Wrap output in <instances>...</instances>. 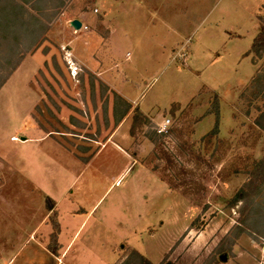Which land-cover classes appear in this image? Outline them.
<instances>
[{
  "label": "rangeland",
  "instance_id": "374dc122",
  "mask_svg": "<svg viewBox=\"0 0 264 264\" xmlns=\"http://www.w3.org/2000/svg\"><path fill=\"white\" fill-rule=\"evenodd\" d=\"M21 1L0 17V83L23 57L0 87V176L71 186L89 264L143 239L161 264H264V0ZM26 117L52 141L11 143Z\"/></svg>",
  "mask_w": 264,
  "mask_h": 264
},
{
  "label": "crops",
  "instance_id": "0c3cea01",
  "mask_svg": "<svg viewBox=\"0 0 264 264\" xmlns=\"http://www.w3.org/2000/svg\"><path fill=\"white\" fill-rule=\"evenodd\" d=\"M213 119L211 115L205 118L204 122L209 120L211 122L208 128L214 124ZM26 120L29 125L15 129V133L11 135H24L23 137L27 139L11 143L17 144L18 148L28 145L40 148L45 141L51 139L32 124L29 118L26 117ZM56 172L59 175L62 171ZM7 173H10L7 177L0 176L3 178V181H0V264H89L91 261L84 259V249L75 247V237L81 232L89 214L83 218L81 216L85 214L84 210L79 206L78 208L72 206L74 201L70 197L73 194L72 190L69 191L71 186L64 189L60 186L49 188L45 178L50 175V171L22 172L12 167ZM8 187L9 191H4ZM84 192L82 189V193ZM64 201L72 207L67 215L63 211ZM51 215L54 217L53 221L50 220ZM63 215L68 217L67 222L62 219ZM52 235L55 246L50 249L47 243L51 241ZM147 236L152 237L149 234ZM89 237L88 235L87 239ZM13 247L14 251L5 256L6 251ZM141 248L136 250L126 244L123 251L128 250V253L134 251L152 264H161L163 255L168 252L162 250L153 253L145 245L144 239ZM128 253L118 255L114 263L110 264H123Z\"/></svg>",
  "mask_w": 264,
  "mask_h": 264
},
{
  "label": "trees",
  "instance_id": "16d2710c",
  "mask_svg": "<svg viewBox=\"0 0 264 264\" xmlns=\"http://www.w3.org/2000/svg\"><path fill=\"white\" fill-rule=\"evenodd\" d=\"M19 0H0V17L3 18V22L6 24H9V27L11 24H14L16 18L15 16H19V13L23 10V2H17ZM258 22L261 24L263 23L262 18H258ZM263 25V24H262ZM264 52V26H259V31L256 37L253 40V43L251 45L250 53L254 55H260ZM23 57L19 58L17 64L12 68L11 72L5 79L0 83V87L6 82L8 77L14 70L19 66L20 61ZM214 115V124L212 132L215 134L218 132V126H219V106L216 104L214 106V111L212 112ZM134 256L140 259L141 264H152L148 259H146L144 256H141L140 254L136 252H132ZM129 257L125 260L123 264H129L128 261Z\"/></svg>",
  "mask_w": 264,
  "mask_h": 264
},
{
  "label": "built area",
  "instance_id": "2783aa9c",
  "mask_svg": "<svg viewBox=\"0 0 264 264\" xmlns=\"http://www.w3.org/2000/svg\"><path fill=\"white\" fill-rule=\"evenodd\" d=\"M171 127L170 119H164L160 124L157 125L156 133L158 135L169 134Z\"/></svg>",
  "mask_w": 264,
  "mask_h": 264
},
{
  "label": "water",
  "instance_id": "95a60500",
  "mask_svg": "<svg viewBox=\"0 0 264 264\" xmlns=\"http://www.w3.org/2000/svg\"><path fill=\"white\" fill-rule=\"evenodd\" d=\"M70 27H72L75 31H79L82 27V24L78 20H73L69 23ZM223 261H225V258H222Z\"/></svg>",
  "mask_w": 264,
  "mask_h": 264
}]
</instances>
